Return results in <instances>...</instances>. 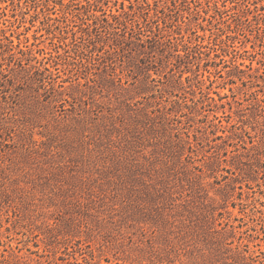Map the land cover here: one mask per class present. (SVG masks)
Returning a JSON list of instances; mask_svg holds the SVG:
<instances>
[{
  "label": "rangeland",
  "instance_id": "374dc122",
  "mask_svg": "<svg viewBox=\"0 0 264 264\" xmlns=\"http://www.w3.org/2000/svg\"><path fill=\"white\" fill-rule=\"evenodd\" d=\"M0 264H264V0H0Z\"/></svg>",
  "mask_w": 264,
  "mask_h": 264
},
{
  "label": "trees",
  "instance_id": "16d2710c",
  "mask_svg": "<svg viewBox=\"0 0 264 264\" xmlns=\"http://www.w3.org/2000/svg\"><path fill=\"white\" fill-rule=\"evenodd\" d=\"M148 7H140V8H145L146 10H147V12H145V14L147 15V17H152V15H151V10H150V4H148L147 5ZM132 8V7H131ZM124 16L126 17V18H129V17H132L133 19V21L136 23V25L138 26V28L140 29L141 28V24H140V22H138V20H136L135 19V17H137L138 15H137V13H134V14H130V13H128V12H126L125 11V13H124ZM114 18L116 19V20H119V17H116L115 15H114Z\"/></svg>",
  "mask_w": 264,
  "mask_h": 264
}]
</instances>
